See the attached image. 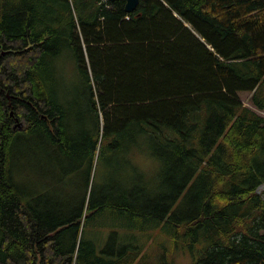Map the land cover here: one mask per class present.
Wrapping results in <instances>:
<instances>
[{
  "label": "trees",
  "instance_id": "16d2710c",
  "mask_svg": "<svg viewBox=\"0 0 264 264\" xmlns=\"http://www.w3.org/2000/svg\"><path fill=\"white\" fill-rule=\"evenodd\" d=\"M62 50L73 92L55 73ZM260 112L264 0H139L132 13L0 0V264H264ZM30 139L45 176L28 188L13 157ZM143 149L161 163L147 197L126 159L100 184L105 158ZM85 165L77 198L62 181ZM152 229L168 238L155 262Z\"/></svg>",
  "mask_w": 264,
  "mask_h": 264
},
{
  "label": "rangeland",
  "instance_id": "374dc122",
  "mask_svg": "<svg viewBox=\"0 0 264 264\" xmlns=\"http://www.w3.org/2000/svg\"><path fill=\"white\" fill-rule=\"evenodd\" d=\"M54 68L55 73L59 78V82L61 83L63 88H66L67 90H70L71 92L75 91L76 87L78 86L79 78L77 75L76 67L74 60L72 58V55L68 50H62L61 53L57 58L54 59ZM64 94H67L64 93ZM240 100L242 103L250 107L249 104V94L248 93H239ZM260 114L264 117V112H260ZM34 142L33 140H26L24 143V147L19 146L14 154L13 161L15 163L16 172L19 177L24 178L25 186L30 188L33 185H30V182H32L34 185L37 183V178L35 180H30L32 176V171H34L33 175H39V176H45V171H43V166H41L40 158L42 156L40 155V150L36 146V144H32ZM147 142V141H146ZM145 142V143H146ZM264 157V154H263ZM122 158V159H121ZM128 160L127 164L125 162V165L127 167H134L130 168L127 172L132 174L134 170L136 175H133L135 178L134 187H137L139 194L142 199L147 197V193L145 191L142 192V190H145L144 188L149 189L151 187L159 186V171L161 168L160 161L155 158L153 155H151L150 149H143L138 150L135 152H130L127 156L119 157L118 155H114L111 158H105L102 163H99L97 167V173L96 177L98 180H100V184L104 185L106 184L113 176L115 166L118 165H124V160ZM39 167H41L39 169ZM26 169V175L21 176L20 174L23 173L22 169ZM103 171H105V176L103 174ZM87 172V166L85 165L82 170L81 174L73 176L69 180L62 181L63 187H67L68 185H71L73 183H76V188H74L72 193L75 195V197L79 198L81 195L82 190V184L86 177ZM112 173V176L110 175ZM36 177V176H35ZM126 179V178H121ZM78 181H80V185L78 184ZM141 190V191H140ZM264 191V186L259 187L258 193H262ZM61 198V197H60ZM62 199V198H61ZM105 232H108L106 229H102L100 233V238H105L106 234ZM127 234L123 233V239L126 238ZM130 236V235H129ZM96 238V237H95ZM98 238V237H97ZM133 237H130V239ZM125 240V239H124ZM133 244L139 245L142 244L144 241V237L140 238H133L132 239ZM146 241V248L148 252L152 251V259L153 262L156 261L157 256L159 253H161V250L164 247H168V238L166 236H163V234L160 231H153L148 230L145 237ZM149 242V243H148ZM102 244V241L100 242V245ZM98 244V246H100ZM160 258V257H159ZM186 264L187 259L180 258L178 259V264Z\"/></svg>",
  "mask_w": 264,
  "mask_h": 264
},
{
  "label": "water",
  "instance_id": "95a60500",
  "mask_svg": "<svg viewBox=\"0 0 264 264\" xmlns=\"http://www.w3.org/2000/svg\"><path fill=\"white\" fill-rule=\"evenodd\" d=\"M109 2H115V1H123L124 2V9L127 13H132L135 11L139 0H107ZM20 126L19 122H16L15 127Z\"/></svg>",
  "mask_w": 264,
  "mask_h": 264
},
{
  "label": "bare ground",
  "instance_id": "6f19581e",
  "mask_svg": "<svg viewBox=\"0 0 264 264\" xmlns=\"http://www.w3.org/2000/svg\"><path fill=\"white\" fill-rule=\"evenodd\" d=\"M16 122H19L20 123V126L22 125V123L17 118H14V123L16 124ZM20 126H18V127H20Z\"/></svg>",
  "mask_w": 264,
  "mask_h": 264
}]
</instances>
